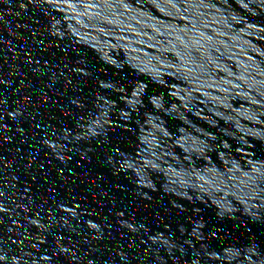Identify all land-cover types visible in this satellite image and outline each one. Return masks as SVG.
<instances>
[{"label":"water","instance_id":"95a60500","mask_svg":"<svg viewBox=\"0 0 264 264\" xmlns=\"http://www.w3.org/2000/svg\"><path fill=\"white\" fill-rule=\"evenodd\" d=\"M0 264H264V0H0Z\"/></svg>","mask_w":264,"mask_h":264}]
</instances>
